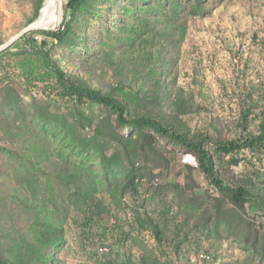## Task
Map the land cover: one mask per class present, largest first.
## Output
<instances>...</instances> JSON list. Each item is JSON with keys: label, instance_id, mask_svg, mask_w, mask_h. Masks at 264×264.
Returning <instances> with one entry per match:
<instances>
[{"label": "rangeland", "instance_id": "rangeland-1", "mask_svg": "<svg viewBox=\"0 0 264 264\" xmlns=\"http://www.w3.org/2000/svg\"><path fill=\"white\" fill-rule=\"evenodd\" d=\"M67 1L60 0L59 23L48 30L70 19L64 9ZM36 3L0 0V45L31 24ZM141 4L87 0L72 20L73 32L65 44L53 46L51 38L32 37L38 46L47 42L52 57L73 81L124 101L130 117L151 114L191 137L205 134L214 140H232L258 135L264 120V0H205L203 12L193 13L187 5L173 24L159 16V22L153 23L159 35L148 48L138 39L128 42L132 11ZM29 48L27 40L17 41L0 58V79L7 76L0 83V236L5 249L21 242L23 235L32 236L29 225L40 208H28L32 197L19 169L28 168V156L34 159L40 154L44 158L34 167L51 177L47 199L54 197V203L48 202L47 207L55 213L53 221L64 239L56 253L50 250L55 256L52 264H124L131 255L137 259L147 250L168 264H193L191 258L202 252L210 253L212 259L219 257L222 263H249L234 241L207 238L194 229L204 213L185 214L182 199L223 197L208 184L190 152L160 137V143L173 153L164 152L166 161H149L137 193L118 194L112 200L107 190L98 191L93 203L99 202L102 212L89 221L83 211L69 205L67 192L55 180L63 151L60 138L38 135L30 121L41 112L51 117L53 126L66 124L80 132L70 117L74 104L57 98L53 82L28 88L22 70L29 69ZM15 95L20 100L16 108L9 105ZM84 115L94 127L101 123L110 131V124L116 133H132L118 128L116 116L101 106L87 107ZM1 148L17 155L10 157ZM240 157L235 165L216 163L217 170L225 183L253 184L245 213L257 226H264V153L243 151ZM138 165H143L141 160ZM102 171L96 163L87 173L90 181L102 179ZM169 207L168 243L183 242L177 252L169 244L165 256L149 231L138 230L134 211L145 208L161 219Z\"/></svg>", "mask_w": 264, "mask_h": 264}, {"label": "trees", "instance_id": "trees-1", "mask_svg": "<svg viewBox=\"0 0 264 264\" xmlns=\"http://www.w3.org/2000/svg\"><path fill=\"white\" fill-rule=\"evenodd\" d=\"M45 1L37 0L30 23L40 17ZM136 1L142 4L135 6L132 11L134 23L127 30L130 36L128 42L138 39L140 44L146 48L154 45V40L159 35L153 26L154 22H159L156 18L161 16L165 21L173 24L180 18L187 5L193 13L200 14L204 11L205 3V0ZM86 3L87 0H68L64 4V9L69 12L70 19L63 21L58 29L34 31L18 40H27L30 46L28 51L29 69L28 71L27 69L22 70L23 77L25 76L24 78L28 81V88L37 86V84L49 86L53 82L55 85L51 86L55 90L57 98L74 104V111L70 117L76 121L80 132L70 129L66 124L61 127L53 126L51 117L41 112L36 116L33 115L30 121L38 135L60 138L63 151L59 153L61 166L55 180L67 192L69 205L75 206L78 211H83L86 214L85 219L89 221L99 218L102 212L101 207L103 208V206L99 207V202L93 203L98 191L107 190L112 200H115L118 194L123 196L128 193H137L138 181L149 161L163 162L166 161L164 152L173 153L160 143L157 138L160 137L169 144L190 152L195 157L198 169L208 184L223 197L217 199L192 195L190 198L182 199L181 206H183L185 214L195 217L200 212L204 213L203 219L194 224V229L207 238L232 240L240 250L247 254L248 264H264V226H257L254 221L247 218L245 213L246 204L252 196L253 184L232 185L225 183L216 167V163L225 161L230 165L237 164L241 161L240 153L243 151L264 153V120L258 135H248L245 138L232 140H214L205 134L191 137L180 129L162 123L151 114L130 117L128 105L124 101L76 83L52 57V48L48 47L47 42L38 46L32 36L38 34L51 38L55 42L53 46L65 44L73 32L72 20ZM141 14L144 17H141ZM147 16L155 18L150 19ZM15 45L16 42L9 49L0 53V58L7 55ZM5 78L7 76L1 78L0 83H3ZM48 86L47 88H49ZM44 91H47L46 88ZM19 101L18 95H15L9 105L16 108ZM90 106H101L110 111L116 116L117 127L130 129L132 133L129 136L116 133L110 124L108 128L110 131L105 129L101 123L94 127L93 121L84 115V110ZM1 150L10 157L17 155L6 148H1ZM43 158L44 155L40 154L36 155L34 159H30L28 156V168L23 165L19 169V171H24L21 178L28 184V190L32 197V205H28V208L31 210L40 208L38 212L34 213L33 220L29 225V233L32 236L29 238L23 235L21 242H17L9 249H5L3 238L0 236V264H52L55 261V256L50 253V250L52 249L56 253L64 244L63 232L53 221L54 218L56 219V215L50 213L47 207L48 202L54 203V197L47 199L51 177L34 167L35 162H41ZM140 160L143 163L141 167L138 165ZM96 163L103 170L102 179L90 181L87 173ZM188 168L191 170V167L188 166ZM45 176L47 183L44 184L42 178ZM119 176L122 178L118 179ZM156 180L158 181V179ZM43 184L45 189H43ZM175 188L181 193H185L179 185H176ZM166 211L160 217L161 219H156L145 208L137 209L134 211V219L138 223V230L140 232L149 231L158 250L168 256V245L171 244L173 251L177 252L183 239L173 244L168 243L169 232L167 231L166 216L170 215L171 207ZM203 253L211 258L210 253ZM211 260L214 264L216 260H219V257L215 256ZM207 263L209 261L204 264ZM104 264L118 263L106 261ZM124 264L168 263L166 259L158 258L153 250H147L137 259L131 255ZM220 264L233 263L221 262Z\"/></svg>", "mask_w": 264, "mask_h": 264}, {"label": "water", "instance_id": "water-1", "mask_svg": "<svg viewBox=\"0 0 264 264\" xmlns=\"http://www.w3.org/2000/svg\"><path fill=\"white\" fill-rule=\"evenodd\" d=\"M59 6H60V0H46L44 5L45 13L41 15L35 22L31 23L30 25L22 29L18 34L10 38L7 42L0 45V53L9 49L12 45H14L15 42H17L19 39H21L23 36L29 33L40 30H48L47 28H45V25L49 23L51 15L53 13L58 12Z\"/></svg>", "mask_w": 264, "mask_h": 264}, {"label": "built area", "instance_id": "built-area-1", "mask_svg": "<svg viewBox=\"0 0 264 264\" xmlns=\"http://www.w3.org/2000/svg\"><path fill=\"white\" fill-rule=\"evenodd\" d=\"M210 258L205 254V253H199L197 255H194L192 258H191V262L193 264H204L206 261H209ZM220 260H216L214 262V264H220Z\"/></svg>", "mask_w": 264, "mask_h": 264}, {"label": "bare ground", "instance_id": "bare-ground-1", "mask_svg": "<svg viewBox=\"0 0 264 264\" xmlns=\"http://www.w3.org/2000/svg\"><path fill=\"white\" fill-rule=\"evenodd\" d=\"M59 10H60V6H59ZM59 10H58V12L53 13L51 15L50 21H49V23H47L45 25V28L56 27V25L59 23ZM44 13H45V7H43V9H42L41 15H43Z\"/></svg>", "mask_w": 264, "mask_h": 264}]
</instances>
